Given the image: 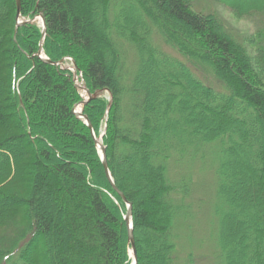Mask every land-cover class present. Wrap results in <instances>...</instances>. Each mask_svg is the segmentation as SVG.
Listing matches in <instances>:
<instances>
[{
    "label": "trees",
    "instance_id": "obj_1",
    "mask_svg": "<svg viewBox=\"0 0 264 264\" xmlns=\"http://www.w3.org/2000/svg\"><path fill=\"white\" fill-rule=\"evenodd\" d=\"M220 1L264 15V0ZM21 15L44 16L47 56L72 58L98 94L85 113L97 137L107 126L138 264H193L191 185L176 171L200 153L218 178L219 264H264V36L242 41L191 0H21ZM17 16L0 0V264H131L122 199L74 113L82 97L38 58L42 27L16 31Z\"/></svg>",
    "mask_w": 264,
    "mask_h": 264
},
{
    "label": "rangeland",
    "instance_id": "obj_2",
    "mask_svg": "<svg viewBox=\"0 0 264 264\" xmlns=\"http://www.w3.org/2000/svg\"><path fill=\"white\" fill-rule=\"evenodd\" d=\"M191 1L193 7L197 11L200 10L207 13H213L216 11L222 14L233 32L237 34L242 41L254 36H264V15L262 14L258 13L253 16L245 17L244 19H237L229 8L224 7L220 0ZM22 21L25 22L27 20L22 19ZM35 22L42 27V21L39 15ZM156 41L164 52L178 57L177 53L162 40L156 38ZM74 62L75 61L72 58H68L64 60V67L73 70L78 85L84 87L85 82L83 76L75 70ZM81 94L83 93H80V95ZM106 96L111 101V97L109 95ZM82 100V102H84L85 98L82 97ZM106 129L107 126L105 124L101 129V135L104 133L106 134ZM101 135L99 137H101ZM181 162L182 165L176 171V174H184L185 177L186 175L188 177L187 181H189L191 185V195L188 197V203L192 204L191 210H193L194 213V218L190 222L192 228L188 227V229H185L181 237V249L183 250H181L183 253L182 256L186 258L189 254H192L193 264H219L217 256L220 251H218L217 242L220 232V219L217 216V211L221 212L223 211V208L217 195L218 178L217 174H215V165L213 160H208L207 156L205 157L201 153L190 159L185 158ZM173 174L175 175L174 170ZM175 179H177V176L174 177V180ZM189 230H191L193 234H191ZM181 264H184V262Z\"/></svg>",
    "mask_w": 264,
    "mask_h": 264
},
{
    "label": "water",
    "instance_id": "obj_3",
    "mask_svg": "<svg viewBox=\"0 0 264 264\" xmlns=\"http://www.w3.org/2000/svg\"><path fill=\"white\" fill-rule=\"evenodd\" d=\"M16 3H17V7H18L17 26H16V31H17L21 25L25 24V22H27V23L35 22L37 17L33 20H27L25 22L22 21L21 0H16ZM39 17L42 21V29L43 30H42V36L40 39V49H39L38 58L41 59L43 62H45L48 66L53 68L59 74L68 77L71 80V82L75 85L77 90L80 91V93L84 94V95L81 94V96L83 98H85L84 102L79 104L78 107L74 109V113L77 116V118L82 120L87 125V127L89 128L91 136H92V138L96 144V148H97L98 154L100 156V160H101L104 172H105L107 178L109 179L110 183L112 184L114 190L119 194V196L122 199L123 203L121 205V212L123 214V217H124L127 229H128V239H129V243L131 245V249H130L131 250L130 255H131V259H132L131 264H138V256H137V250H136V245H135L132 204L128 201L126 196L115 185V182H114V179H113L110 167H109V163H108L106 146H105L104 141H103V137H104L105 133L103 135H101V137H97V135L94 131V128H93L90 120L88 119V117L85 113V107L87 106V104H89L92 100L96 99L98 97V94H91L90 91L87 89L86 85L84 87H81L82 89H80V85H78V83H77V78L74 75L73 70L65 68L64 67V61L54 62L53 60H51L47 56V54L44 50V41H45L46 34H47V25H46V21H45L44 16L39 15ZM75 66H76V63L74 62V68H75V70H77ZM68 71H71L73 73V76L68 74ZM111 101H112V99H111ZM77 109H79L80 113H78ZM128 210H129L130 216L128 215Z\"/></svg>",
    "mask_w": 264,
    "mask_h": 264
},
{
    "label": "bare ground",
    "instance_id": "obj_4",
    "mask_svg": "<svg viewBox=\"0 0 264 264\" xmlns=\"http://www.w3.org/2000/svg\"><path fill=\"white\" fill-rule=\"evenodd\" d=\"M81 87H83V86L80 85V89H82ZM78 113H80L79 110H78ZM128 215L130 216L129 210H128Z\"/></svg>",
    "mask_w": 264,
    "mask_h": 264
}]
</instances>
